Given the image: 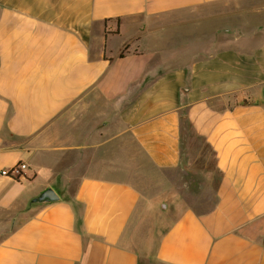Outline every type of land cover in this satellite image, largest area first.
<instances>
[{"label": "crops", "instance_id": "1", "mask_svg": "<svg viewBox=\"0 0 264 264\" xmlns=\"http://www.w3.org/2000/svg\"><path fill=\"white\" fill-rule=\"evenodd\" d=\"M226 1L0 0V264H264V25L212 37ZM183 116L216 201L139 251Z\"/></svg>", "mask_w": 264, "mask_h": 264}, {"label": "rangeland", "instance_id": "2", "mask_svg": "<svg viewBox=\"0 0 264 264\" xmlns=\"http://www.w3.org/2000/svg\"><path fill=\"white\" fill-rule=\"evenodd\" d=\"M263 7L264 0H229L213 5L202 16H206L209 22L206 30L215 37L216 33L225 30H250L261 27L264 25V14H261ZM183 148L186 159L184 170L167 172L171 183H168L161 193L155 195L154 192V202L148 207L140 232L141 237L136 242L139 251L153 250L160 231L181 211L188 208L204 211L216 201V175L207 173V170H213L215 165L212 152L202 138L195 136L186 125L183 132ZM181 174L189 175L190 182L186 181L187 177H180Z\"/></svg>", "mask_w": 264, "mask_h": 264}, {"label": "water", "instance_id": "3", "mask_svg": "<svg viewBox=\"0 0 264 264\" xmlns=\"http://www.w3.org/2000/svg\"><path fill=\"white\" fill-rule=\"evenodd\" d=\"M59 199H60V195L52 187H48L42 192H40L37 196L33 197L29 201V206L33 204H41V203L57 201Z\"/></svg>", "mask_w": 264, "mask_h": 264}, {"label": "built area", "instance_id": "4", "mask_svg": "<svg viewBox=\"0 0 264 264\" xmlns=\"http://www.w3.org/2000/svg\"><path fill=\"white\" fill-rule=\"evenodd\" d=\"M26 167L25 163L19 162L11 169H3L1 173L10 177H17L22 175V172Z\"/></svg>", "mask_w": 264, "mask_h": 264}, {"label": "trees", "instance_id": "5", "mask_svg": "<svg viewBox=\"0 0 264 264\" xmlns=\"http://www.w3.org/2000/svg\"><path fill=\"white\" fill-rule=\"evenodd\" d=\"M246 102V100L244 101ZM183 115H185V113H183ZM185 117V118H184ZM187 126L192 132H193V126L192 123L190 122V120L187 118V116H183L181 119V128H182V132H184V126Z\"/></svg>", "mask_w": 264, "mask_h": 264}]
</instances>
